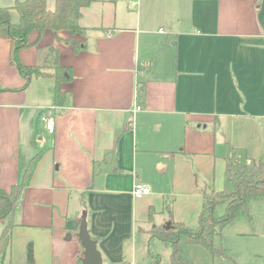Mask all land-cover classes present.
Wrapping results in <instances>:
<instances>
[{
    "label": "crops",
    "instance_id": "obj_1",
    "mask_svg": "<svg viewBox=\"0 0 264 264\" xmlns=\"http://www.w3.org/2000/svg\"><path fill=\"white\" fill-rule=\"evenodd\" d=\"M16 1L23 0H0V6ZM100 4L83 10L86 31L73 37L80 48L66 42L69 32L49 30L20 53L24 65L43 66L50 48L59 50L60 65L73 73L61 107L55 80L32 78L26 85L10 64V41L0 38V188L20 183L46 149L16 213L4 264H28L30 242L35 264H82L84 218L102 264L151 263L154 225L196 228L203 191L216 190L217 171L226 178L227 158L264 159V0H158L156 27L169 23L165 33L153 29L152 15L142 22V3L135 22ZM47 5L55 9V2ZM46 109L55 112L53 134L40 124ZM153 152L172 162L175 175L196 164L197 174H189L199 203L183 212L164 193L133 196L139 162ZM231 226L239 227L238 241L253 237L258 247L240 243L227 259L195 245L204 264H264V201L216 230L214 241L229 256L232 242L224 233ZM3 228L0 223V236Z\"/></svg>",
    "mask_w": 264,
    "mask_h": 264
},
{
    "label": "trees",
    "instance_id": "obj_2",
    "mask_svg": "<svg viewBox=\"0 0 264 264\" xmlns=\"http://www.w3.org/2000/svg\"><path fill=\"white\" fill-rule=\"evenodd\" d=\"M97 1L100 0H56L54 10L48 8L47 0H23L16 1L10 7L0 6V38L10 41V64L25 78L26 85L32 78L52 77L56 84L57 107L63 106L66 100L63 85L71 82L72 68L60 65L59 50L54 47L50 48L43 66L24 65L20 53L22 50L37 46L49 30L56 34L62 31L69 32L72 37L66 42L76 49L80 48V44L73 37L85 33L86 29L80 25L83 10ZM14 13L19 18L17 23L13 22ZM34 33L37 34V38L32 41ZM45 150L32 158L20 183L13 186L10 191L0 188V223L4 224L0 236V264H4V256L12 243L13 230L16 227L15 216L21 207L24 192L30 185ZM226 178L232 186L231 191L212 189L203 191V204L196 228L172 221L169 228L163 224L154 225L149 230L151 240H160L172 249L171 264L182 262L178 254L183 238L192 246H200L208 252L230 259L228 251L214 243L215 232L224 229L242 213L248 214L251 203L264 201V159L239 160L234 153L227 158ZM221 204H226V209L224 215L218 217L216 210ZM165 208L173 220V208L168 203L165 204ZM151 257L154 261L148 264H160V256L151 254ZM26 259L28 264H35L34 246L31 242L27 245Z\"/></svg>",
    "mask_w": 264,
    "mask_h": 264
},
{
    "label": "rangeland",
    "instance_id": "obj_3",
    "mask_svg": "<svg viewBox=\"0 0 264 264\" xmlns=\"http://www.w3.org/2000/svg\"><path fill=\"white\" fill-rule=\"evenodd\" d=\"M52 1V4L55 2L56 6V0H50ZM104 8L107 10L111 9L113 11H116V14H119V16H124L125 18H130L134 22L136 21V17H138L139 13L142 11V22L146 18V15H152L153 17V29H156V32L160 28H162V31L165 33L167 32V27L170 26L169 23L167 25H160V27H156V23L162 22L159 19L158 15V9L157 4L158 0H101ZM142 3V10L139 12L140 7ZM96 11L98 9L94 8ZM183 11L182 15L187 16V10L188 7L186 5V8ZM167 12V10H166ZM18 15L14 13L13 22H18ZM169 21L172 23L173 21L169 19ZM221 152V151H220ZM143 158H145V161L142 162V158L139 162V168L140 171L138 172V183L141 185H147L151 188V190L156 194H165L171 201V205L174 203V200L176 202L174 203V206L176 208V204L178 203L179 210L185 212L187 208L189 209L191 206H193L199 199L198 203L200 202V196L198 198L195 194L191 193V176L189 172H193L194 176L196 173L195 165L193 162L189 165L185 164V169H181V171L175 175L173 171V164L168 158H164V156L158 152L153 153H144ZM225 157V155H222ZM205 159V158H201ZM206 164V163H204ZM208 164H206L207 166ZM162 166V168H160ZM166 166V167H164ZM195 170V171H194ZM208 170V167H207ZM186 171V173H185ZM200 172V170H199ZM175 176H178V178H175ZM198 177V175H197ZM222 174H220V171H217V177H216V185L212 188H215L216 190H225V191H231L232 186L231 184L226 180ZM198 183L202 184L203 182V176L200 175ZM207 185H213L211 182L206 183ZM219 212H222L224 215L225 209L223 205H220ZM216 215L218 216V210H216ZM222 215V216H223ZM248 225V227H251L248 223L245 224V226ZM239 227L235 229L234 226L229 227L225 231L226 238L229 239V242H232V250L230 251V257L233 256L234 250L237 249L236 246L240 243L243 244H251L257 248L259 241L256 238L253 237H247L243 238L242 240L238 241V238L235 235V230H238ZM72 234L68 233L66 236L67 241H69L71 244L74 242V236L73 241H71ZM228 242V245H229ZM215 244H217V241H214ZM218 247L221 246V242H218ZM199 248V246H196ZM197 248V249H198ZM195 249L194 246L187 243V239L183 238V240L180 242L179 247V258L181 259V264H204V258L199 251ZM200 249H204L200 247ZM224 249V248H223ZM226 250V249H225ZM151 251L156 255V257L160 256V264H169L171 261V254L172 249L165 245L162 241L154 239L151 246ZM229 252V251H228ZM171 264V263H170Z\"/></svg>",
    "mask_w": 264,
    "mask_h": 264
},
{
    "label": "water",
    "instance_id": "obj_4",
    "mask_svg": "<svg viewBox=\"0 0 264 264\" xmlns=\"http://www.w3.org/2000/svg\"><path fill=\"white\" fill-rule=\"evenodd\" d=\"M169 228V226L167 227ZM71 237H69L70 239ZM79 239L82 247L85 249V258L82 261V264H102V256L99 250L97 249V243L88 232L87 222L84 218L82 221Z\"/></svg>",
    "mask_w": 264,
    "mask_h": 264
},
{
    "label": "built area",
    "instance_id": "obj_5",
    "mask_svg": "<svg viewBox=\"0 0 264 264\" xmlns=\"http://www.w3.org/2000/svg\"><path fill=\"white\" fill-rule=\"evenodd\" d=\"M137 110L140 111L141 107L138 106ZM40 124H42L48 134H53L56 129L55 112L52 109H46L41 113ZM133 196L136 199H141L151 193V189L148 186L136 184L133 189Z\"/></svg>",
    "mask_w": 264,
    "mask_h": 264
}]
</instances>
